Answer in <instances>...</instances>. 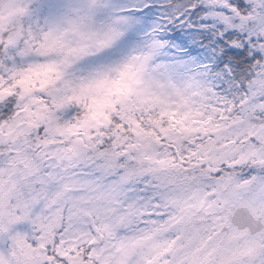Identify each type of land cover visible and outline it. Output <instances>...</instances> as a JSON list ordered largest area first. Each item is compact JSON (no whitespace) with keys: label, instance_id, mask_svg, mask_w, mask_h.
<instances>
[{"label":"snow or ice","instance_id":"snow-or-ice-1","mask_svg":"<svg viewBox=\"0 0 264 264\" xmlns=\"http://www.w3.org/2000/svg\"><path fill=\"white\" fill-rule=\"evenodd\" d=\"M0 264H264V0H0Z\"/></svg>","mask_w":264,"mask_h":264}]
</instances>
